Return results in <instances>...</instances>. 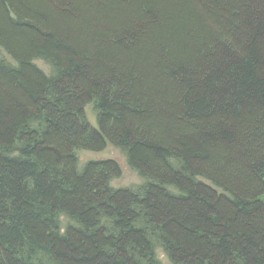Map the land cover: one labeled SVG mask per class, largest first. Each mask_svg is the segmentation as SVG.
Returning <instances> with one entry per match:
<instances>
[{
	"label": "trees",
	"instance_id": "obj_1",
	"mask_svg": "<svg viewBox=\"0 0 264 264\" xmlns=\"http://www.w3.org/2000/svg\"><path fill=\"white\" fill-rule=\"evenodd\" d=\"M0 51V264H264V0H0Z\"/></svg>",
	"mask_w": 264,
	"mask_h": 264
},
{
	"label": "rangeland",
	"instance_id": "obj_2",
	"mask_svg": "<svg viewBox=\"0 0 264 264\" xmlns=\"http://www.w3.org/2000/svg\"><path fill=\"white\" fill-rule=\"evenodd\" d=\"M0 58L12 63L11 58L6 55L3 51H0ZM35 65L41 69L47 76H50L52 73L51 68L42 61L36 60ZM85 117L88 123L92 127H96V113L93 110L92 105H87L84 109ZM78 159V166L82 168L85 163L90 161H103V160H114L121 169V175L119 178L113 180L111 182V187L115 189L126 188V189H136L144 184V179L129 165L127 161L126 155L116 149L110 144H107L106 148L101 152H89V151H77L76 153ZM62 226L65 227L68 223L67 219H62ZM157 259L161 262V264H169L167 256L164 251L159 247L155 250Z\"/></svg>",
	"mask_w": 264,
	"mask_h": 264
}]
</instances>
